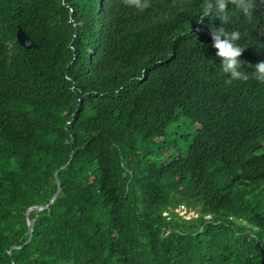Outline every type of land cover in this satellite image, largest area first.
Masks as SVG:
<instances>
[{"label":"trees","instance_id":"obj_1","mask_svg":"<svg viewBox=\"0 0 264 264\" xmlns=\"http://www.w3.org/2000/svg\"><path fill=\"white\" fill-rule=\"evenodd\" d=\"M204 3L0 0V264H264V6L227 83Z\"/></svg>","mask_w":264,"mask_h":264},{"label":"clouds","instance_id":"obj_2","mask_svg":"<svg viewBox=\"0 0 264 264\" xmlns=\"http://www.w3.org/2000/svg\"><path fill=\"white\" fill-rule=\"evenodd\" d=\"M261 6H264V0H205L202 10L196 16L199 22L210 16L219 17L222 21L223 26L213 28L210 35L212 46L216 49L215 55L221 59V71L228 77L227 83L249 79L248 72L242 67L244 61L240 59L245 49L238 43L242 39V33L240 30L229 31L225 27L231 22L230 12L239 11L246 20L251 21L255 17L254 12ZM254 76L258 82L264 83V61L255 65Z\"/></svg>","mask_w":264,"mask_h":264},{"label":"water","instance_id":"obj_3","mask_svg":"<svg viewBox=\"0 0 264 264\" xmlns=\"http://www.w3.org/2000/svg\"><path fill=\"white\" fill-rule=\"evenodd\" d=\"M16 39H17V42L20 46H22L23 48L25 49H30V48H34L36 46V44L33 42V40H31L23 31L21 28H18L17 29V32H16ZM67 165V164H66ZM66 165L62 166L59 170L63 169L66 167ZM55 180L58 184V189L57 191L55 192V194L53 195V197L51 198V200L48 202V204L46 206H34V207H31L27 210V213L26 215L29 213V211H31L32 209L35 210L36 214H38L40 211L44 210V209H47L56 199L58 193L60 192V181H59V178L57 176V173H55ZM33 222L34 220H31L29 221L28 218H27V225H28V229H29V232L32 231V226H33ZM16 247L15 246H12L9 250V255H11V250L15 249Z\"/></svg>","mask_w":264,"mask_h":264},{"label":"built area","instance_id":"obj_4","mask_svg":"<svg viewBox=\"0 0 264 264\" xmlns=\"http://www.w3.org/2000/svg\"><path fill=\"white\" fill-rule=\"evenodd\" d=\"M177 216L182 217L185 220H190L196 216V214L193 211H189L185 206L180 205L177 208L173 210ZM168 212H164L163 216H167Z\"/></svg>","mask_w":264,"mask_h":264}]
</instances>
